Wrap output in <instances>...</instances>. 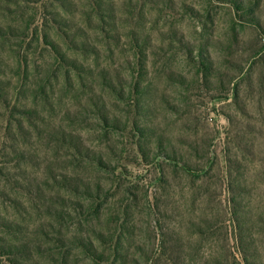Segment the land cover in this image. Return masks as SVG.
<instances>
[{"label": "rangeland", "instance_id": "rangeland-1", "mask_svg": "<svg viewBox=\"0 0 264 264\" xmlns=\"http://www.w3.org/2000/svg\"><path fill=\"white\" fill-rule=\"evenodd\" d=\"M0 95L10 259L264 264V0H0Z\"/></svg>", "mask_w": 264, "mask_h": 264}, {"label": "trees", "instance_id": "trees-1", "mask_svg": "<svg viewBox=\"0 0 264 264\" xmlns=\"http://www.w3.org/2000/svg\"><path fill=\"white\" fill-rule=\"evenodd\" d=\"M235 5H237L236 2H233ZM1 96V95H0ZM184 171L186 173H192V170L187 167V166H184ZM7 226H9L8 224H6ZM2 240H6V239H2ZM26 242V243H24ZM29 243H27V241H18V244H15V243H11V242H7V241H3L2 244H0V258H3L1 260H3V264H19L20 261L16 260V259H10V254H15L13 253L14 250H19L21 248H24L25 247H29L28 246ZM85 247L88 249V251H90V255L92 257H94L95 259H99L101 257H104L103 254L101 255H98L96 254V252L94 251V249H92V246L91 248H89V246L85 245Z\"/></svg>", "mask_w": 264, "mask_h": 264}]
</instances>
